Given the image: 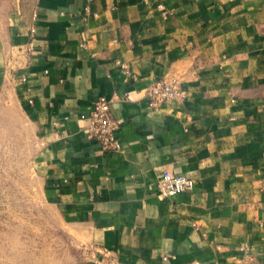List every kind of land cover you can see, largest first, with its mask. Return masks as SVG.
<instances>
[{"label": "crops", "instance_id": "crops-1", "mask_svg": "<svg viewBox=\"0 0 264 264\" xmlns=\"http://www.w3.org/2000/svg\"><path fill=\"white\" fill-rule=\"evenodd\" d=\"M85 5L0 0V125L28 162L0 208L29 209L0 211V264H264V0ZM160 79L188 95L155 112ZM102 96L117 152L89 139ZM167 171L195 187L162 198Z\"/></svg>", "mask_w": 264, "mask_h": 264}, {"label": "built area", "instance_id": "built-area-1", "mask_svg": "<svg viewBox=\"0 0 264 264\" xmlns=\"http://www.w3.org/2000/svg\"><path fill=\"white\" fill-rule=\"evenodd\" d=\"M93 1L86 0V16L91 13V3ZM159 9L164 17L173 15L172 11L165 9L162 5L159 6ZM32 33H35V29H32ZM122 68L125 73L129 72L126 66H122ZM147 94L149 107L153 111L158 112L164 105L171 104L175 100L185 99L188 91L178 80L160 79L149 87ZM111 106L112 100L105 96L99 97L94 101L88 118V135L89 139L95 141L103 151L117 152L122 148L118 133L123 122L113 116ZM194 187L195 180L193 178L175 175L167 171L159 184V195L162 198H170L176 194L189 192ZM86 258L90 259L91 264H121L116 255L106 250L100 252L99 255L88 251Z\"/></svg>", "mask_w": 264, "mask_h": 264}, {"label": "rangeland", "instance_id": "rangeland-1", "mask_svg": "<svg viewBox=\"0 0 264 264\" xmlns=\"http://www.w3.org/2000/svg\"><path fill=\"white\" fill-rule=\"evenodd\" d=\"M12 124V122H10ZM16 138L14 136V128L12 125L10 126H1L0 125V188H5L6 186H10L14 184L15 181H20L21 178L26 179V177L14 175V171L16 168L23 167V163H26V167H28V162L24 161V155H19L21 152V147L15 142ZM14 193L11 191L0 192V199L9 198V196H13ZM41 209H39L40 211ZM0 211H5L7 215L13 213H28V208H5ZM84 258L87 257L86 249L83 250Z\"/></svg>", "mask_w": 264, "mask_h": 264}]
</instances>
